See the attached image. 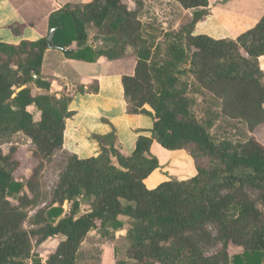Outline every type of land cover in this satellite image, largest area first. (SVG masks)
<instances>
[{
    "label": "trees",
    "instance_id": "trees-1",
    "mask_svg": "<svg viewBox=\"0 0 264 264\" xmlns=\"http://www.w3.org/2000/svg\"><path fill=\"white\" fill-rule=\"evenodd\" d=\"M130 1L137 7L123 0L67 3L49 15L48 26L56 28L53 44L67 58L113 60L128 46L135 49L134 73L122 77V86L131 113L151 115L145 105L153 110L151 133L137 137L131 154L116 145L114 133L96 136L97 156L64 152L49 202L33 216L27 209L39 207L44 197L34 179L62 149L70 98L49 93L50 81L41 74L47 36L16 45L0 41V141L23 135L39 161L30 176L17 180L18 146L11 144L7 152L0 147V264H77L93 230L105 236L124 231L126 259L134 264H264V221L255 204L264 205V146L252 135L236 142L216 139L210 105L205 106L209 117L197 118L190 111L189 90L180 85L182 76L190 75L196 85L191 92L208 93L219 103L217 117L241 120L248 132L263 123L264 73L258 58L264 56V13L236 38H214L193 33L209 14L208 0H174L192 17L183 36L168 38L169 57L158 64L153 43L143 40L142 0ZM90 24L111 37L109 47L87 44ZM154 141L167 150H188L195 175L148 189L144 179L159 167L150 151ZM26 220L28 232L22 228ZM60 236L44 263L38 252H30L32 237L40 247ZM218 243L222 249L206 255L204 246ZM230 244L240 250L230 253Z\"/></svg>",
    "mask_w": 264,
    "mask_h": 264
},
{
    "label": "crops",
    "instance_id": "crops-1",
    "mask_svg": "<svg viewBox=\"0 0 264 264\" xmlns=\"http://www.w3.org/2000/svg\"><path fill=\"white\" fill-rule=\"evenodd\" d=\"M90 1L0 0V41L16 45L21 41H35L45 37L49 33L48 18L52 12L67 3L84 4ZM123 1L132 9L137 7L133 1ZM138 8L144 28L143 40L152 42L154 46L167 32L168 42L175 39L176 35L183 36V29L190 23L192 17L190 9H183L174 0H142ZM208 12L207 16L194 25L193 33L234 39L254 27L261 19L264 13V0H208ZM154 14L159 17L165 16L168 19L167 24L163 22L161 24L163 27H160L149 22L156 16ZM157 29L163 32H157ZM87 34V44L93 49H103L112 44L111 37L92 24L87 26ZM72 47L75 48L74 43ZM136 62L137 53L130 46L126 48L125 55L121 58L107 60L101 57L93 62L67 58L58 48L46 49L41 64V74L50 81L49 93L57 97L70 98L68 109L71 115L65 120L61 151L76 154L80 158L97 156L101 148L96 136L114 133L116 145L123 153L131 154L137 137L150 135L153 110L145 105L144 108L151 115L131 113L122 86V77L134 73ZM258 63L264 73V56L258 58ZM188 66V64L184 65L185 68ZM34 91L36 93L38 89ZM185 91L188 89L185 88ZM261 144L264 146L263 143ZM150 151L158 159L159 167L144 179V184L148 189H153L173 177L170 170L171 162L168 161L171 156L176 154L184 158L187 155L183 156L185 153L183 149L167 150L155 141ZM188 169L191 170L190 175H186ZM183 172L185 175H181L183 177L179 180L195 175L193 162L190 161L187 168L183 167L179 171L180 174ZM59 241L57 237L56 244L49 247V252ZM47 254L41 259L43 263Z\"/></svg>",
    "mask_w": 264,
    "mask_h": 264
},
{
    "label": "rangeland",
    "instance_id": "rangeland-1",
    "mask_svg": "<svg viewBox=\"0 0 264 264\" xmlns=\"http://www.w3.org/2000/svg\"><path fill=\"white\" fill-rule=\"evenodd\" d=\"M156 15V14H154ZM168 19L165 16H158L156 15L152 18L149 22H153L158 24L160 27H163L161 24L163 22H167ZM167 24V23H166ZM157 32H163L161 29H157ZM169 38L168 32L164 34V36L158 41L157 45L155 46L152 52L154 53V61L158 64L163 62V58H168L169 54L167 53V46L166 42ZM180 85L186 87L188 91V97L191 100H194V103L190 106V111L194 113V115L199 119H206L208 118V109L205 106L210 105V114L214 115L211 117L212 122L210 126V132L216 139L227 138L233 142L236 141H243L244 139L248 138L249 136H253L255 139L259 140L261 143L264 144V122L260 125L256 126L252 132H248L246 125L241 120H232L228 119L224 116L217 117L218 114L214 111H218L215 109L217 105L219 106L218 101L214 100L208 93L205 91L200 93L191 92L193 87H195V83L190 80L189 76H182V80L180 81ZM193 86V87H192ZM33 113L36 112L34 108H31ZM11 143H1L0 147L3 152H7L8 148L11 144H16L18 146V151L16 152V158L19 159L20 166L14 172V177L18 180L23 176H30L32 172L38 166V159L34 158L31 154L34 146L30 141L21 134L14 135L11 139ZM187 155V157H182L181 155H173L168 160L171 162V171L173 177L171 179H180L183 177L179 171L183 169V167L187 168L189 162H193V167L195 168V162L193 157L191 156L190 152L186 149H183ZM186 159V160H185ZM65 164V155L63 151H58L55 153L53 158L49 162H45L42 169L39 171L38 176L34 179L37 188L41 195H43V199L39 201V207L37 208H28L27 212L29 216H33L34 213L37 211L38 208H43L44 205L48 204L49 199L51 197L52 191L58 181V176ZM186 175H190V169ZM194 170V169H193ZM183 180V179H181ZM251 197H255V193L250 191ZM257 208L261 211L263 221H264V205H262L257 200L255 201ZM67 205L64 206L66 208ZM83 208V207H82ZM23 230L26 232L30 231V224L26 220L22 226ZM208 229L211 233L214 234V227L208 226ZM105 236L101 234L99 231H92L88 234V236L83 241L77 259V264H134L132 261L126 259V249H127V240L125 238L126 233L123 231L117 232V234ZM62 236L59 237V240H62ZM32 247L30 252H38L40 258L42 259L47 252L49 253L50 246L56 244L55 239H49L41 244L40 247H37L36 238L32 237L31 241ZM41 247H44L41 249ZM40 248V249H39ZM206 255H211L217 251L222 249V244L218 243L215 246H204ZM228 251L230 253L239 251L238 247L233 245L228 246Z\"/></svg>",
    "mask_w": 264,
    "mask_h": 264
},
{
    "label": "water",
    "instance_id": "water-1",
    "mask_svg": "<svg viewBox=\"0 0 264 264\" xmlns=\"http://www.w3.org/2000/svg\"><path fill=\"white\" fill-rule=\"evenodd\" d=\"M55 31H56V28H52V29L49 30V33L47 35L46 44H47V48H49V49H56V48H58L57 46H55L53 44V36L55 34Z\"/></svg>",
    "mask_w": 264,
    "mask_h": 264
}]
</instances>
